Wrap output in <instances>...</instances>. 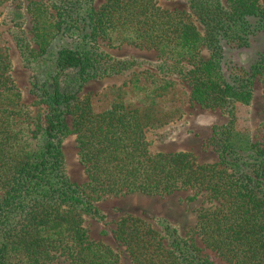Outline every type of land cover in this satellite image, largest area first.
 I'll return each mask as SVG.
<instances>
[{
	"label": "trees",
	"instance_id": "16d2710c",
	"mask_svg": "<svg viewBox=\"0 0 264 264\" xmlns=\"http://www.w3.org/2000/svg\"><path fill=\"white\" fill-rule=\"evenodd\" d=\"M186 2L188 11L173 12L159 0H107L99 8L94 0H32L28 6L0 0L23 63L39 71L31 80L39 113L31 118L0 31V264H49L60 257L69 264H121L118 253L92 241L85 228L87 218L103 223L106 216L67 175L63 144L72 133L95 197L190 192V201L203 198L196 233L208 248L226 264H264V146L237 128L235 114L237 105L253 101L264 47L248 65L227 56L249 50L264 35V0ZM24 8L37 48L24 37ZM102 39L111 48L156 52L154 71L139 58L108 53ZM128 73L136 77L140 100L125 99L119 89L97 110L90 97L79 96L91 81ZM178 80L191 88L189 103L228 117L213 138L218 165L200 164L186 151L151 150L174 130L169 125L180 108L169 104ZM155 222L129 215L119 221L115 238L134 264H214L178 226Z\"/></svg>",
	"mask_w": 264,
	"mask_h": 264
},
{
	"label": "rangeland",
	"instance_id": "374dc122",
	"mask_svg": "<svg viewBox=\"0 0 264 264\" xmlns=\"http://www.w3.org/2000/svg\"><path fill=\"white\" fill-rule=\"evenodd\" d=\"M28 6L32 0H24ZM107 0H94V6L99 8ZM227 5L228 0H221ZM159 4L164 9L173 12L188 11L186 0H159ZM7 6V5H6ZM8 11L6 7L1 12ZM25 20L23 24L24 37L34 43V21L27 9L24 8ZM4 16L0 14V31L6 40V46L13 63L12 76L21 91L22 103L30 113L31 118L37 117L39 106L37 97L32 92V76L39 71L34 67H26L23 63L19 50L13 41V26L8 21H3ZM99 44L108 53L116 57H135L150 65L145 66L154 71L151 64L157 62V54L154 51L143 50L129 45L111 48L107 40H99ZM264 47V35H259L257 41L252 44L249 50L230 51L227 56L243 64H251L258 53ZM204 59L208 58V52L202 49ZM140 70H136L138 72ZM136 77L132 73L123 76L108 77L102 80H95L87 83L79 92V96L90 97L97 110H101L110 104L115 98V92L123 89L125 99L136 101L142 98L140 91L132 83ZM141 78V77H140ZM175 79V78H174ZM144 81V78L142 79ZM190 87L186 81H176L170 97L173 99L169 107L178 106L180 111L176 114L175 121L169 127L174 130L167 136L152 144L153 152L172 153L186 151L192 153L200 164L218 165L219 155L213 145V138L220 129L227 123L228 117L220 109H204L198 104L189 103ZM237 116V128L248 132L254 142L264 146V72L260 74L254 83V98L250 105L239 104L235 108ZM67 123L72 127V117L67 118ZM168 128V126H167ZM165 127V129H167ZM78 146L75 134H70L64 141L63 153L65 156L66 171L69 179L89 192L94 198L95 205L105 214L106 219L100 223L92 218H87L85 228L89 238L95 242H101L112 248L120 256L121 264H134L126 248L115 238V231L119 221L126 216H134L156 225V219L166 220L178 226L180 234L191 240L200 250L205 258L214 264H226L222 257L215 251L208 248L202 238L196 233L198 221V210L204 205L203 198L199 197L195 201L188 200L190 192H177L167 196H149L135 193L121 196L95 197L88 189V177L84 166L80 163ZM49 264H69L64 257Z\"/></svg>",
	"mask_w": 264,
	"mask_h": 264
}]
</instances>
